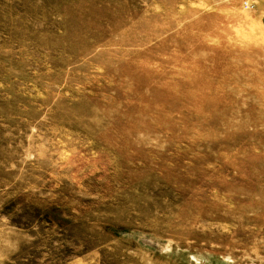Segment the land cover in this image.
<instances>
[{
  "label": "rangeland",
  "instance_id": "1",
  "mask_svg": "<svg viewBox=\"0 0 264 264\" xmlns=\"http://www.w3.org/2000/svg\"><path fill=\"white\" fill-rule=\"evenodd\" d=\"M0 264H264V0H0Z\"/></svg>",
  "mask_w": 264,
  "mask_h": 264
},
{
  "label": "bare ground",
  "instance_id": "2",
  "mask_svg": "<svg viewBox=\"0 0 264 264\" xmlns=\"http://www.w3.org/2000/svg\"><path fill=\"white\" fill-rule=\"evenodd\" d=\"M239 30V29H238ZM233 32V31H232ZM241 32V31H240Z\"/></svg>",
  "mask_w": 264,
  "mask_h": 264
}]
</instances>
